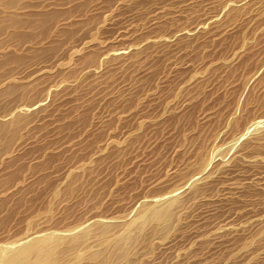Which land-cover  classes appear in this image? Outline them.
Listing matches in <instances>:
<instances>
[{
	"label": "rangeland",
	"instance_id": "rangeland-1",
	"mask_svg": "<svg viewBox=\"0 0 264 264\" xmlns=\"http://www.w3.org/2000/svg\"><path fill=\"white\" fill-rule=\"evenodd\" d=\"M84 234L59 264H264V0H0V264Z\"/></svg>",
	"mask_w": 264,
	"mask_h": 264
},
{
	"label": "bare ground",
	"instance_id": "bare-ground-1",
	"mask_svg": "<svg viewBox=\"0 0 264 264\" xmlns=\"http://www.w3.org/2000/svg\"><path fill=\"white\" fill-rule=\"evenodd\" d=\"M169 215H170V208L168 206L164 209L154 210L150 216L143 215L141 219L148 220L150 218V220L161 223L164 222L169 217ZM84 237L85 234L81 236H76L69 241L63 240L62 238L40 239L31 245L19 249L15 254H13L11 257L6 259L4 261V264H59L60 260L62 259V257H64L65 253L75 249L77 244ZM125 241H126L125 236L117 239L119 245H123ZM63 246L65 247L62 248ZM91 257L97 258L99 256L97 254H92ZM80 260H81L80 255H76L74 257V263L77 264L79 263Z\"/></svg>",
	"mask_w": 264,
	"mask_h": 264
}]
</instances>
